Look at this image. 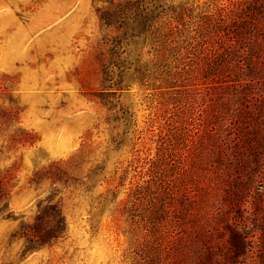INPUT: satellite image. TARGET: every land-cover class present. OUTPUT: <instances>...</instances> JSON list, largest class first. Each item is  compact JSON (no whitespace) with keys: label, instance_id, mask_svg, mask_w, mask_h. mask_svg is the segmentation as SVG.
I'll return each mask as SVG.
<instances>
[{"label":"rangeland","instance_id":"1","mask_svg":"<svg viewBox=\"0 0 264 264\" xmlns=\"http://www.w3.org/2000/svg\"><path fill=\"white\" fill-rule=\"evenodd\" d=\"M111 1L0 0V264H136L143 243L168 257L170 223L152 237L148 216L162 220L178 187L207 194L201 231L233 205L215 160L264 109V43L240 36L262 9L158 0L154 27L119 32L115 12L100 17ZM49 199L67 232L26 251L13 234ZM249 216L264 226L263 206Z\"/></svg>","mask_w":264,"mask_h":264},{"label":"trees","instance_id":"2","mask_svg":"<svg viewBox=\"0 0 264 264\" xmlns=\"http://www.w3.org/2000/svg\"><path fill=\"white\" fill-rule=\"evenodd\" d=\"M157 1L112 0L108 7L102 8L100 17L108 24L110 22L106 13L113 11L119 16V32L126 30L131 22L135 24L132 29L143 33L147 29V23L150 22V26L154 27L161 17L162 11H156L161 6L157 5ZM250 4L254 11L262 9L264 17V0H252ZM256 19L250 16L246 18L248 21L252 20L253 26L249 31L250 37L247 33H241V40L254 35L256 42L264 43V25L259 26ZM230 44L233 45L232 42ZM172 97L176 100V96ZM249 125L245 126L248 136L246 135L243 141L244 145L240 141L231 142L230 139L226 144H219L217 149L215 161L222 169L217 175H223L226 183L225 198L233 204L229 206L228 212L217 211L209 217L217 221L219 226H209L211 228H204L203 231L196 229L194 224H197V220L199 222L198 206L200 202L208 203L207 194L194 191L192 185L180 186L178 189L182 191V199L177 200V192H172L171 204L164 206L163 212L166 215L162 220L156 210L148 216L150 225H147L151 227L147 229L153 234L152 237H158L159 228L164 226V223H170L175 243L168 250L170 256H161L153 253L154 251L149 254L148 246L143 243L137 251L139 257L136 264H176L178 260L170 253L178 247L179 240L182 241L180 247L186 248L185 257L180 261L183 264H264V226L251 228L246 221L252 219L249 214H256L259 210L262 212V206L264 207V109L261 116L254 118ZM214 130V127L207 128L210 133ZM42 203L39 204L34 220L22 221L19 229L13 234L16 238L26 240V251L50 246L67 232L68 224L61 202L49 199L46 204ZM261 221L264 225V217ZM257 229L262 231L260 236H256ZM257 238L261 240L262 245L255 249L258 247ZM222 240L225 242L222 243Z\"/></svg>","mask_w":264,"mask_h":264}]
</instances>
